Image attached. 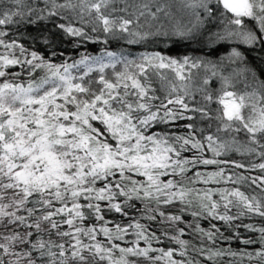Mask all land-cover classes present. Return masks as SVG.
Instances as JSON below:
<instances>
[{"label": "snow or ice", "instance_id": "snow-or-ice-1", "mask_svg": "<svg viewBox=\"0 0 264 264\" xmlns=\"http://www.w3.org/2000/svg\"><path fill=\"white\" fill-rule=\"evenodd\" d=\"M0 49V264H264V0H0Z\"/></svg>", "mask_w": 264, "mask_h": 264}, {"label": "trees", "instance_id": "trees-1", "mask_svg": "<svg viewBox=\"0 0 264 264\" xmlns=\"http://www.w3.org/2000/svg\"><path fill=\"white\" fill-rule=\"evenodd\" d=\"M14 30L10 29V32H12ZM37 35L36 31L34 30H30V34L29 31H21L19 33L15 34L16 39H18L20 42L24 43L25 46H29L31 44V47L34 49H37L39 51H41L43 54L49 56L54 62L56 63H61L64 62L65 60H67L68 63H72L74 60H78L80 58V55L82 53L88 52L91 55H98L100 52V49L103 47V45L100 44H92L91 42H89L86 46H82L80 48H77L75 46L74 40L67 38V37H62V38H57L56 42L53 46V48H47L43 45V43H35L32 44V37H35ZM127 48H129L132 51H142L143 48L141 46L138 45H131V46H125ZM196 45H191L188 48H182L181 51L182 52H187L189 54H194L193 53V49L196 48ZM244 47V46H241ZM55 50L57 52V56L56 57H51V51ZM110 50H116L119 51L120 48L117 45H111L110 46ZM0 51H2V49H0ZM62 54V55H61ZM198 54V53H196ZM260 56H264V53L260 52L259 49H257L256 51H253L251 53H249V57L250 59H255L258 58ZM73 75L75 76H79L82 75L84 71H86V69H84L83 67L79 68V69H72L71 70ZM105 73L111 77L112 73H113V69L108 68L105 70ZM43 72H40L39 75H43ZM99 75V73L97 71H93L92 73H89V77L95 78ZM233 159L236 160H240V161H244L247 162L248 158L247 157H243L240 155H235L232 157ZM208 170H213L212 168H209ZM239 171V170H237ZM246 175H259L258 172H245ZM198 187H200V185H198ZM173 212H176V209H172ZM133 215H139L138 213H133ZM113 219H115L118 222H121V217L117 214H113ZM188 220H191V217H187ZM122 222H127L122 221ZM143 223H151L147 220H143ZM218 224H220L221 229L224 230V225L222 222H217ZM245 223H257L259 224V218H254L252 221H248L245 220ZM200 224L202 227H204L205 229H207L209 227V224L207 221L205 220H201ZM153 227L159 232L161 230H164L167 226L166 225H159V224H154L153 223ZM244 230L241 229V232H243ZM245 235H247V233H245ZM185 239H191L190 236H185ZM193 243H198V240H193ZM167 246V245H166ZM223 247H228L227 244H224ZM232 247L233 250H237L238 247H242L237 245L236 242L232 243ZM249 251H252L253 249L250 247L248 249ZM237 259V258H232V257H221L218 258V264H229L230 261ZM245 264H247V261H245Z\"/></svg>", "mask_w": 264, "mask_h": 264}]
</instances>
